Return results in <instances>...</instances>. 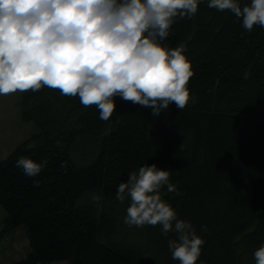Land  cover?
Listing matches in <instances>:
<instances>
[{
    "label": "trees",
    "instance_id": "trees-1",
    "mask_svg": "<svg viewBox=\"0 0 264 264\" xmlns=\"http://www.w3.org/2000/svg\"><path fill=\"white\" fill-rule=\"evenodd\" d=\"M207 3L192 18L177 17L162 41L186 45L194 70L193 102L182 111L173 103L153 117L117 96L105 122L95 106L59 90L21 93L20 118L35 131L0 160V237L24 226L30 251L10 264H179L168 248L175 234L159 225L143 233L154 236L143 248L115 236L117 203L125 214L118 185L158 163L177 189L164 186L162 198L205 241L197 264H255L264 244V27L249 32ZM21 156L47 165L28 177L16 167ZM92 193L102 200L93 203Z\"/></svg>",
    "mask_w": 264,
    "mask_h": 264
},
{
    "label": "clouds",
    "instance_id": "clouds-1",
    "mask_svg": "<svg viewBox=\"0 0 264 264\" xmlns=\"http://www.w3.org/2000/svg\"><path fill=\"white\" fill-rule=\"evenodd\" d=\"M201 0H0V96L36 92L43 87L95 106L107 122L115 98L150 108L157 117L171 104L179 111L193 102L188 88L194 75L186 45L162 43L177 17L192 18ZM207 6L230 11L251 32L264 27V0H208ZM47 161L21 156L16 167L37 176ZM170 170L145 164L118 185L116 200L126 199L129 227H161L171 258L197 264L204 239L190 221L179 219L161 190L176 192ZM39 181H34L39 186ZM179 194V193H177ZM102 197L91 194V201ZM205 230V229H202ZM264 264V244L253 253ZM203 264V262H201Z\"/></svg>",
    "mask_w": 264,
    "mask_h": 264
},
{
    "label": "rangeland",
    "instance_id": "rangeland-1",
    "mask_svg": "<svg viewBox=\"0 0 264 264\" xmlns=\"http://www.w3.org/2000/svg\"><path fill=\"white\" fill-rule=\"evenodd\" d=\"M20 98L21 93L19 92L7 96H0V160L6 158L19 143L27 139L35 131V127L31 122L22 121L20 118ZM155 165L158 168L167 170L162 163ZM120 206H123L122 210L125 211L123 217L119 214V210L116 209L118 203L117 207L113 209L117 220L115 224L116 238L121 241L122 244L128 243L141 248L151 243L154 240V236L149 237L148 240L145 235L143 236V233L149 232L153 235L155 233V228L153 227L152 230H150V225L129 227L124 223L129 201L126 199L123 203L119 202V207ZM5 216L6 211L0 205V231L3 228ZM29 251V239L24 226H20L15 231L0 237V264H10L13 261L24 258ZM54 263L68 264V261L63 260Z\"/></svg>",
    "mask_w": 264,
    "mask_h": 264
},
{
    "label": "crops",
    "instance_id": "crops-1",
    "mask_svg": "<svg viewBox=\"0 0 264 264\" xmlns=\"http://www.w3.org/2000/svg\"><path fill=\"white\" fill-rule=\"evenodd\" d=\"M52 264H55L54 262Z\"/></svg>",
    "mask_w": 264,
    "mask_h": 264
}]
</instances>
